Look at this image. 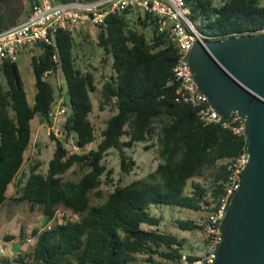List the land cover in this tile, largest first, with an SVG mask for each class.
<instances>
[{
  "label": "trees",
  "instance_id": "16d2710c",
  "mask_svg": "<svg viewBox=\"0 0 264 264\" xmlns=\"http://www.w3.org/2000/svg\"><path fill=\"white\" fill-rule=\"evenodd\" d=\"M188 2L191 16L208 35L264 28L263 0ZM33 4L34 0L28 11ZM140 19L145 27H152L151 39L131 27L123 12L111 14L97 35L98 45L112 57L114 70L99 89L100 109L110 105L116 109L107 119L100 140L90 118L96 77L79 67L71 32L61 30L56 47L38 44L41 53L32 60L36 80L33 104L18 61L0 63V207L25 163L33 120L38 116L52 123L56 88L44 75L57 69L53 58L56 51L71 109L64 117L66 140L52 134L56 148L47 171H39L41 164L36 162L29 175L21 179L16 200L37 207L43 218L47 217L46 223L60 208L74 216L42 231L28 253H16L17 264H140V260L145 264H173L182 253L181 239L160 228L163 218L153 214L151 206L193 210L207 206L210 212L220 206L228 165L245 152L248 141L219 124H205L196 107L175 100L173 66L178 47L159 31L157 19ZM18 23H5L0 31ZM73 135L80 151H70L66 145ZM155 137L162 158L156 169L145 178L116 185L105 193L102 184L114 182L113 170L104 163L108 151L120 152L122 168L129 173L136 163L127 149ZM97 141V148L85 150ZM75 165L82 169L81 176L77 180L67 178L66 173ZM208 168L215 170L210 189L195 182L190 190V181L204 176ZM93 193L104 201L93 204ZM178 224L183 230L200 228L197 221L189 219H180ZM38 231L34 229L33 234ZM14 239L15 235H6V241ZM0 264L8 263L0 260Z\"/></svg>",
  "mask_w": 264,
  "mask_h": 264
},
{
  "label": "built area",
  "instance_id": "2783aa9c",
  "mask_svg": "<svg viewBox=\"0 0 264 264\" xmlns=\"http://www.w3.org/2000/svg\"><path fill=\"white\" fill-rule=\"evenodd\" d=\"M116 12H123L126 15L135 13L139 18L148 16L157 19L159 31L178 47V58L173 66V81L177 84L175 100L196 107L199 119L205 124H219L248 141L244 119L234 113L230 120H225L199 91L187 62V53L198 40L205 42L249 34H264V28L208 35L201 30L200 22L191 16L188 0H34L25 20L0 31V63L4 60L18 61L23 51L39 43L56 47L57 35L61 30L73 34L83 25L104 26L107 18ZM140 12H144V15ZM53 58L57 63V69L47 71L44 75L46 80H49L48 77L53 73L58 71L63 73L57 51ZM64 85L65 82L59 86L63 98L67 96ZM58 100L56 98L52 106L50 117L52 121H63L64 124V117L71 113V109L64 101ZM247 162L248 153L245 148V152L228 165L229 176L220 206L199 223L206 235L205 240L194 252L182 251L173 264H214L222 239L219 226L233 194L239 187L242 170ZM67 217L65 211L58 209L52 220L43 225L37 234L28 237L27 242L36 240L42 231L52 229L55 224L65 223ZM5 252L0 244V254Z\"/></svg>",
  "mask_w": 264,
  "mask_h": 264
},
{
  "label": "rangeland",
  "instance_id": "374dc122",
  "mask_svg": "<svg viewBox=\"0 0 264 264\" xmlns=\"http://www.w3.org/2000/svg\"><path fill=\"white\" fill-rule=\"evenodd\" d=\"M30 7L31 4L27 9ZM140 13L144 15V12ZM24 14V11H20L19 15L22 17L21 20H25L26 17H24ZM127 18L130 20L131 27L144 32L148 38L151 39V26L145 27L141 23V19L137 17L135 13H132L131 15L128 14ZM142 18L144 19V17ZM99 30L100 27L89 26L87 32L82 36L77 37L76 32H73V35L76 42L75 52L77 54L79 67L84 71L92 72L96 77L97 90L92 93L94 110L90 115V118L96 127L97 135L100 140L102 130L106 127L107 119L114 114L116 109L111 105L107 106L105 110L100 109L99 89L103 84L104 78L113 74L114 70L112 67V57L107 55L103 48L98 45L97 35ZM26 53L28 54L19 56L18 65L22 73L28 98L33 104L36 94V80L32 60L34 55H39L41 53V48L39 46H34L27 50ZM48 79L56 88L57 100L59 99V102L64 101L66 105L70 107L68 96L63 98L59 88V86L65 82L62 71L51 74ZM32 124L33 138L32 143L26 152L25 163L20 174L9 186L7 201L0 207V244L6 251L5 253L0 254V260L7 261L8 264H17V262L15 259L16 253L11 251L12 245L7 243L6 235H15L18 241H23L21 251L23 253H28L33 248L36 240L27 242V238L32 236L34 229H40L43 226L42 224L44 221L43 215L37 207H33L29 202H19L16 200L19 196V190L22 187L21 179H24L25 176L29 175L30 169L36 164V162L41 164L38 168L39 171L45 173L48 168V162L52 158L56 148V140L52 137V134L63 140H66L67 136L63 121H52V123H49L37 116ZM98 141L88 145L85 150L89 151L90 149L97 148ZM157 143V137H155L152 140L137 143L133 148L127 149V153L136 163L133 170L129 173L122 168L120 152L116 149L109 150L104 158V163L108 168L113 170L112 177L114 182L113 184L103 183L101 189L107 193L112 191L116 185H126L135 179L147 177L149 173L156 169L159 162L162 161ZM66 145L70 151H80L76 146V137L74 135L70 137L66 142ZM151 145H153L151 148H146V146ZM214 171L209 168L206 169L204 176L196 177L191 180L188 188L191 190L193 183L200 182L206 188L210 189L213 184ZM81 174L82 169L75 165L66 173V177L77 180ZM103 201L104 198H99L96 193L92 194L93 204H98ZM60 210L65 211L68 217L74 216V214L68 210L62 208H60ZM150 210L153 214L162 216L163 221L160 228L164 231L178 235L181 239L182 251L187 252H194L195 249L199 247V244L205 240L206 235L201 227L194 231L183 230L179 227L178 220L189 219L201 223L211 212H213H210L207 206L201 210H193L165 204L153 205ZM139 263L145 264L142 260H140Z\"/></svg>",
  "mask_w": 264,
  "mask_h": 264
},
{
  "label": "water",
  "instance_id": "95a60500",
  "mask_svg": "<svg viewBox=\"0 0 264 264\" xmlns=\"http://www.w3.org/2000/svg\"><path fill=\"white\" fill-rule=\"evenodd\" d=\"M187 62L210 106L225 120L243 118L248 138V162L220 223L214 264H264V34L198 40ZM22 246L16 241L12 251Z\"/></svg>",
  "mask_w": 264,
  "mask_h": 264
},
{
  "label": "flooded vegetation",
  "instance_id": "af4514ba",
  "mask_svg": "<svg viewBox=\"0 0 264 264\" xmlns=\"http://www.w3.org/2000/svg\"><path fill=\"white\" fill-rule=\"evenodd\" d=\"M33 0H0V27L19 20L20 11H25ZM18 17H15L17 16Z\"/></svg>",
  "mask_w": 264,
  "mask_h": 264
},
{
  "label": "crops",
  "instance_id": "0c3cea01",
  "mask_svg": "<svg viewBox=\"0 0 264 264\" xmlns=\"http://www.w3.org/2000/svg\"><path fill=\"white\" fill-rule=\"evenodd\" d=\"M28 9L26 10V11H24V17H27V15H28ZM21 16V15H20ZM22 19V17H20V19H19V22H22L23 20H21ZM90 25H83L82 27H80L79 29H77L75 32H76V35H77V37H80V36H82L84 33H86L87 32V28L89 27ZM74 36V35H73ZM75 38V37H74ZM34 46H38V45H34ZM34 46H31V47H29L28 49H26L25 51H23L20 55H23V54H28V53H26V51L27 50H29V49H31L32 47H34ZM114 73V72H113ZM16 241H18L17 239H14V240H12V241H7V243H10L12 246H13V244L16 242ZM12 251V250H11Z\"/></svg>",
  "mask_w": 264,
  "mask_h": 264
}]
</instances>
